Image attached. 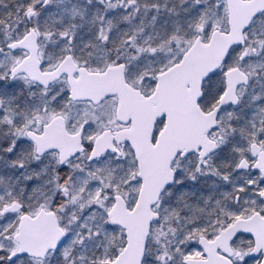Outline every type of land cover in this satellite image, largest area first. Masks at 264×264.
Returning a JSON list of instances; mask_svg holds the SVG:
<instances>
[{"label":"snow or ice","instance_id":"6c2138e0","mask_svg":"<svg viewBox=\"0 0 264 264\" xmlns=\"http://www.w3.org/2000/svg\"><path fill=\"white\" fill-rule=\"evenodd\" d=\"M0 264H264V0H0Z\"/></svg>","mask_w":264,"mask_h":264}]
</instances>
